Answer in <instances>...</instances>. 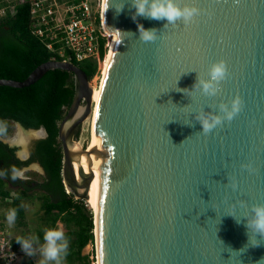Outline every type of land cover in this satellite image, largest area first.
Listing matches in <instances>:
<instances>
[{"label":"water","instance_id":"water-1","mask_svg":"<svg viewBox=\"0 0 264 264\" xmlns=\"http://www.w3.org/2000/svg\"><path fill=\"white\" fill-rule=\"evenodd\" d=\"M113 2L103 4L105 28L116 38L94 132L96 264H264V237L257 234L260 243L252 245L246 227L253 206L264 204V0H195L202 11L188 25L143 16L134 21L132 0H122V11ZM138 24L157 29L158 38L141 41ZM221 59L227 78L216 95H205L199 79ZM55 68L72 72L74 80L58 128L62 182L67 193L87 201L92 168L85 157L94 153L75 135L92 113L85 71L72 61L49 59L25 79L0 78V85L29 86ZM236 95L243 101L240 113L204 134L197 117L222 115L221 105ZM12 122L30 133V158L33 141L42 138L36 132H46ZM0 140L15 155L20 150L16 142ZM74 163L87 168L80 178ZM248 163L253 171L242 167ZM252 243L258 241L253 237Z\"/></svg>","mask_w":264,"mask_h":264},{"label":"trees","instance_id":"trees-1","mask_svg":"<svg viewBox=\"0 0 264 264\" xmlns=\"http://www.w3.org/2000/svg\"><path fill=\"white\" fill-rule=\"evenodd\" d=\"M27 12V7L23 6L15 17L0 20V78L23 80L38 64L51 58L43 44L29 32ZM100 53L104 55L102 47ZM72 62L91 80L97 68L95 61ZM73 94V73L60 68L48 70L29 86L15 88L0 85V125L3 126L0 136L9 135L12 120L27 128L42 127L46 132L44 137L33 141L28 161L19 160L15 149L0 140V172L4 173L0 175V201L4 211L16 209V219L19 222L23 219V196L31 190L29 184L32 181L11 179V168L38 162L44 176L42 182H36L34 189L43 194L40 208L45 229L58 227L57 222H61L69 241L66 264H73L74 261L90 264L81 250L89 241L94 244L93 213L84 200L66 192L61 177L62 152L58 128ZM13 187L18 195H12ZM43 232L38 233L40 243H43Z\"/></svg>","mask_w":264,"mask_h":264},{"label":"built area","instance_id":"built-area-1","mask_svg":"<svg viewBox=\"0 0 264 264\" xmlns=\"http://www.w3.org/2000/svg\"><path fill=\"white\" fill-rule=\"evenodd\" d=\"M103 4L104 0H0V20L15 17L19 8L27 7L29 32L51 54L50 59L95 61L93 77H99L100 61L110 48L111 34L103 24ZM3 213L0 201V264H17L22 257L37 264L39 253L27 256L21 251Z\"/></svg>","mask_w":264,"mask_h":264},{"label":"clouds","instance_id":"clouds-1","mask_svg":"<svg viewBox=\"0 0 264 264\" xmlns=\"http://www.w3.org/2000/svg\"><path fill=\"white\" fill-rule=\"evenodd\" d=\"M115 3H121L119 8H116ZM118 11H122L124 4L122 0H114L112 3ZM132 7L135 12L132 19L135 21L138 16L145 18L163 20L166 19L169 24H176L177 21H183L185 25L190 24L202 9L198 7L195 0H132ZM139 38L143 42H153L157 36V29H146L143 24H138ZM228 69L226 61L221 59L213 62L208 68L207 78H200L198 87L200 90L209 96H214L220 91L221 82L227 78ZM243 101L239 95L234 96L228 103L221 105L222 115H205L200 114L197 119L202 125V132L207 134L224 121H231L240 113ZM3 126L0 125V129ZM26 139L21 138L16 142L20 150L16 152V156L21 161L29 159V153L26 149ZM32 168L38 169V165H31ZM242 167L253 171L251 163L244 164ZM27 169H20L15 166L11 168V179H27L25 176ZM0 175H4L0 172ZM231 187L235 190L238 187L237 182L233 179ZM253 215L247 220L246 227L250 234V243L258 245L259 240L256 235L264 237V204L253 206ZM17 217L16 209L8 210L6 214L7 223L11 226L15 223ZM239 223V221H237ZM255 238L258 243H252V238ZM16 242L20 245L21 251L27 256H35L37 252L42 257L39 264H62V261L68 255L69 241L64 231L59 227L46 228L43 232V243H40L38 236L29 238L17 237Z\"/></svg>","mask_w":264,"mask_h":264},{"label":"rangeland","instance_id":"rangeland-1","mask_svg":"<svg viewBox=\"0 0 264 264\" xmlns=\"http://www.w3.org/2000/svg\"><path fill=\"white\" fill-rule=\"evenodd\" d=\"M100 76L99 77H92L91 80H89L90 85L96 86L100 85ZM10 133L7 136H4L5 139H8L10 141H15L14 138L18 137L19 129L18 127L12 123L10 126ZM90 127H91V121L90 119L86 118L85 121H83L76 131V140L79 144V146L86 148L89 140H90ZM39 137H43L45 135L44 131H39L37 134ZM31 165L36 164L35 161H32L30 163ZM22 169V168H20ZM25 176L27 179L22 180H29L32 181V183L29 184V187H31V190L23 196V205H24V217L23 219H20L19 222L17 219L13 225H9L6 220V213L7 211H4L3 218L6 222V224L9 226L10 234L13 238V241H16L17 237H24L29 238L32 236H38L39 232H43L45 229V219L42 214V210L40 208L43 194L42 192L35 188L36 182H42L44 171L41 170V168L38 166V169L29 167L27 171H25ZM12 195H18L17 189L13 187V190L11 191ZM87 207L91 210L89 205L87 204V201H84ZM4 204V203H3ZM92 211V210H91ZM93 213V212H92ZM57 225L59 228H61L63 231L66 230L65 226L61 222H57ZM70 250H68L69 252ZM82 255H87L88 261L90 264H95L96 262V254H95V246L94 244L89 241L81 250ZM23 259V260H22ZM42 259V257L39 255L38 257V263ZM20 260L23 261L22 264H31V261L28 260L26 257L20 258ZM67 257L63 259L62 264H66ZM73 264H80L79 261H74Z\"/></svg>","mask_w":264,"mask_h":264},{"label":"bare ground","instance_id":"bare-ground-1","mask_svg":"<svg viewBox=\"0 0 264 264\" xmlns=\"http://www.w3.org/2000/svg\"><path fill=\"white\" fill-rule=\"evenodd\" d=\"M103 24H104V20H103ZM104 27H105V25H104ZM115 38H116V36L113 33H111L110 38H109L110 48H109V50L106 51L104 59H102L100 61V69L102 70V74L100 76L101 81H100V85L93 86L92 113L88 117V119H90V121H91V127H90V140H89V143H88L86 148L93 151L94 156L91 158H87V156L85 157V160L88 161L86 163V165L91 164V168H92V177H91V182H90L89 198L87 199V204L91 208L93 214H95L96 223H97L98 198H99V179H98V169H97L95 145H94V132H95V126H96L97 105H98V101H99V97H100V93H101V86L103 83L106 65H107V62H108V59L110 56L112 44H113ZM38 132L39 131H37L36 134H38ZM25 135L28 137V135H30V133L24 134L19 129L18 137L14 138L15 141H13V140L12 141L17 142L21 138V136H23L25 138ZM74 167H75L77 178H80L83 175L84 169H85V171L87 169L86 166H84L83 167L84 169H82L77 163H74Z\"/></svg>","mask_w":264,"mask_h":264},{"label":"crops","instance_id":"crops-1","mask_svg":"<svg viewBox=\"0 0 264 264\" xmlns=\"http://www.w3.org/2000/svg\"><path fill=\"white\" fill-rule=\"evenodd\" d=\"M23 260V259H22ZM22 260H19V262L17 263V264H22L23 263V261Z\"/></svg>","mask_w":264,"mask_h":264}]
</instances>
